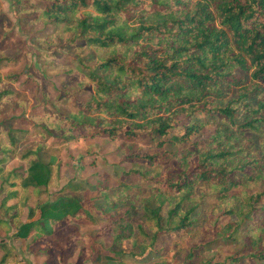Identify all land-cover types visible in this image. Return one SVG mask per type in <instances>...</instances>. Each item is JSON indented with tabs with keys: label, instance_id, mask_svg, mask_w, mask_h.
Instances as JSON below:
<instances>
[{
	"label": "trees",
	"instance_id": "trees-1",
	"mask_svg": "<svg viewBox=\"0 0 264 264\" xmlns=\"http://www.w3.org/2000/svg\"><path fill=\"white\" fill-rule=\"evenodd\" d=\"M11 2L23 23L59 28L70 34L66 40L70 45L84 41L87 54L78 57L75 70L93 93L85 103L75 102L67 117L52 123L65 130L62 136L70 139L74 133H85L94 138L147 141L152 149L130 153L128 160L135 165L169 168L154 180L141 171H131L129 174L138 175L145 185L120 186L132 188L129 196L142 197L146 226H139V234L147 242L139 244L138 251L114 253L118 258L136 259L149 251H161L164 237L192 230L197 222L195 214L205 205L194 191L200 183L221 186L219 199H238L236 193L229 192L243 184L240 176L251 179L258 160L231 140L244 130L264 127V99H257L259 90H264V0ZM52 37L46 36L44 43H50ZM3 60L7 59L0 58V63ZM234 87L243 91L238 98L215 104L213 99L225 88ZM6 93H0V100ZM181 115L188 119L184 126H180ZM245 115L248 120L243 122L241 116ZM208 116L221 122L215 133L208 140L191 144V136L205 125ZM11 135L9 132L13 145ZM166 144L181 148L165 150ZM39 153L36 149L22 155L29 159L28 180L36 189L47 187L52 180L50 167L38 158ZM260 178L264 180V176ZM126 204L127 200H114L97 207L92 200L63 194L37 210L31 209L29 218H37L22 224L14 236L27 239L35 232L36 241H41L58 235L61 243L54 250L61 262L78 234L69 230L71 221L103 222L101 229L112 236L114 245L138 239L132 212L117 213ZM227 210L223 214L234 215L237 222L221 231L209 225L212 239L208 242L237 240L244 232L251 236L247 257L254 264H264V248L260 249L264 189L256 197L244 196ZM83 240L91 239L84 236ZM94 244L87 245V253H95ZM194 253L195 249L189 250L185 260L194 259ZM7 256L0 264H5ZM200 264L220 262L203 260Z\"/></svg>",
	"mask_w": 264,
	"mask_h": 264
},
{
	"label": "rangeland",
	"instance_id": "rangeland-1",
	"mask_svg": "<svg viewBox=\"0 0 264 264\" xmlns=\"http://www.w3.org/2000/svg\"><path fill=\"white\" fill-rule=\"evenodd\" d=\"M50 35L53 36L51 42L44 43V38ZM69 37L70 34L54 26L23 23L16 17L11 0H0V58L7 59L0 63V93L7 92L0 100V261L7 254L5 264H119V261L122 264H200L203 260L254 264L247 257L251 236L240 232L237 240L218 238L208 242L212 239L209 225L221 231L236 223L234 215H224V211L244 196L256 197L264 189V180L260 178L264 176V127L258 131L244 130L231 140L244 149L246 155L258 160L251 179L240 176L243 184L229 192L236 193L238 199H219L221 186L200 183L194 191L205 205L195 214L197 222L192 230L177 237H164L161 251H149L144 257L118 258L114 254L138 251L139 244L147 242L139 234V226H146L142 219V197L129 196L132 188L120 186L145 185L138 175H130L131 171H141L147 179L154 180L169 168L135 165L128 160L130 153L150 151L151 144L147 141L94 138L85 133H74L72 138L66 139L62 136L65 130L52 125L57 118L67 117L75 102L85 103L93 93L91 86L82 84L81 75L75 70L78 57L87 54L83 49L84 41L79 39L70 45L66 41ZM70 70L74 72L70 74ZM222 93L213 99L215 104L224 105L243 91L234 87L225 88ZM258 98L264 99V90H259ZM241 120L245 122L248 118L241 116ZM179 121L180 126L188 123L184 115L179 116ZM219 123L217 117L208 116L205 125L191 136V144L210 139ZM9 132L15 141L13 145ZM180 148L179 145L164 146L169 151ZM36 149L40 151L38 158L49 165L52 174L51 183L39 189L32 187L28 180L29 159L22 158L27 151ZM63 194L92 200L97 207L114 200H127L117 213L132 212L138 239L132 237L114 245L112 236L101 229L103 222L71 221L69 230L78 234L60 262L56 257L59 252L54 250L61 243L58 235L44 237L41 241H36L35 232L27 239L14 236L22 224L37 218H29L31 209L37 210ZM61 236L60 233L59 238ZM84 236L91 240L85 243ZM261 237L260 249H263L264 235ZM92 242L97 246L92 245L95 253L89 254L86 247ZM191 249H195L194 259L185 260Z\"/></svg>",
	"mask_w": 264,
	"mask_h": 264
}]
</instances>
